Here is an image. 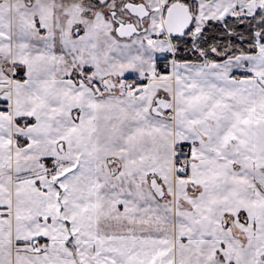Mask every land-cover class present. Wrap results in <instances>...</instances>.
I'll list each match as a JSON object with an SVG mask.
<instances>
[{"label": "snow or ice", "instance_id": "obj_1", "mask_svg": "<svg viewBox=\"0 0 264 264\" xmlns=\"http://www.w3.org/2000/svg\"><path fill=\"white\" fill-rule=\"evenodd\" d=\"M0 264H264V0H0Z\"/></svg>", "mask_w": 264, "mask_h": 264}]
</instances>
